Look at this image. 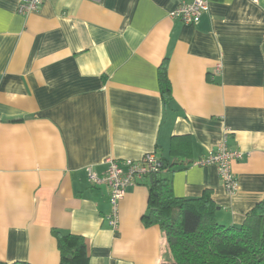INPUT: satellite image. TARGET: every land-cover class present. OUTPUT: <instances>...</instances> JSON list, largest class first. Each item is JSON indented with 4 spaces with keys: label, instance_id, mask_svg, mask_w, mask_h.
Segmentation results:
<instances>
[{
    "label": "crops",
    "instance_id": "obj_1",
    "mask_svg": "<svg viewBox=\"0 0 264 264\" xmlns=\"http://www.w3.org/2000/svg\"><path fill=\"white\" fill-rule=\"evenodd\" d=\"M189 1L48 0L22 16L0 0V261L60 264L56 229L83 237L89 264L164 262L159 227L142 223L149 178L127 189L113 227L109 189L86 169L149 152L174 163L173 137L184 152L159 175L176 197L208 191L226 226L264 199V0H210L196 24L169 18ZM225 135L243 153L235 194L215 165H192Z\"/></svg>",
    "mask_w": 264,
    "mask_h": 264
},
{
    "label": "trees",
    "instance_id": "obj_2",
    "mask_svg": "<svg viewBox=\"0 0 264 264\" xmlns=\"http://www.w3.org/2000/svg\"><path fill=\"white\" fill-rule=\"evenodd\" d=\"M166 59L159 67L158 79L162 101L168 106L173 98ZM168 151L176 162L159 159L161 171L178 165L177 159L184 152L180 143H174V137ZM161 171L150 182L148 206L142 216L143 225H157L165 239L166 259L159 264H264V199L247 213L241 225L226 226L217 221L218 207L208 191L199 197H176L170 181L159 175ZM52 235L60 264H89L83 237L56 229Z\"/></svg>",
    "mask_w": 264,
    "mask_h": 264
},
{
    "label": "built area",
    "instance_id": "obj_3",
    "mask_svg": "<svg viewBox=\"0 0 264 264\" xmlns=\"http://www.w3.org/2000/svg\"><path fill=\"white\" fill-rule=\"evenodd\" d=\"M16 11L19 15L28 16L35 13L48 0H15ZM100 2L101 0H91ZM210 0H190L182 2L168 16L177 19L185 24H196L201 16L209 10ZM221 67L218 65L213 71V75L220 74ZM243 153L239 150L230 149L227 145L226 135L218 144L215 151H210L207 155L192 162L195 166L215 165L219 178L229 194H235L239 188L237 178L232 171V164L242 159ZM106 169L102 174H98L90 167L86 169L87 179L94 186H105L109 189L111 212L109 222L115 227L119 216V206L124 198L127 189L137 183L142 178H149L159 173L161 166L159 158L155 152L144 154L137 160L125 159L121 162L113 158L105 160Z\"/></svg>",
    "mask_w": 264,
    "mask_h": 264
},
{
    "label": "water",
    "instance_id": "obj_4",
    "mask_svg": "<svg viewBox=\"0 0 264 264\" xmlns=\"http://www.w3.org/2000/svg\"><path fill=\"white\" fill-rule=\"evenodd\" d=\"M159 164H160V166H162V161L159 160ZM153 178H154L153 176H150V177H149L150 182L153 181Z\"/></svg>",
    "mask_w": 264,
    "mask_h": 264
},
{
    "label": "rangeland",
    "instance_id": "obj_5",
    "mask_svg": "<svg viewBox=\"0 0 264 264\" xmlns=\"http://www.w3.org/2000/svg\"><path fill=\"white\" fill-rule=\"evenodd\" d=\"M86 176H87V172H86ZM126 195V194H125Z\"/></svg>",
    "mask_w": 264,
    "mask_h": 264
}]
</instances>
